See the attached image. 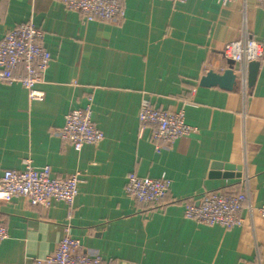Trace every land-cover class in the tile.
Instances as JSON below:
<instances>
[{"label":"crops","instance_id":"1","mask_svg":"<svg viewBox=\"0 0 264 264\" xmlns=\"http://www.w3.org/2000/svg\"><path fill=\"white\" fill-rule=\"evenodd\" d=\"M119 23H82L56 0H0V41L20 24L44 32L52 61L31 101L19 84L0 82V171L49 167L52 177L81 172L72 205L0 202L8 237L0 264H29L55 253L67 230L107 264H264V59L255 84L226 91L199 85L206 65L236 68L224 47L246 35L264 45V9L255 0H121ZM249 67V66H248ZM144 99L184 109L195 132L157 152L154 128L139 121ZM92 104L104 134L80 152L55 132L66 114ZM233 168V169H232ZM131 174L167 177L168 198L148 207L128 196ZM249 192L244 224L227 229L187 219L186 201L208 191Z\"/></svg>","mask_w":264,"mask_h":264},{"label":"built area","instance_id":"2","mask_svg":"<svg viewBox=\"0 0 264 264\" xmlns=\"http://www.w3.org/2000/svg\"><path fill=\"white\" fill-rule=\"evenodd\" d=\"M68 12L82 15V23L94 21L117 24L125 16L121 0H56ZM184 4L188 0H169ZM229 5L238 0H219ZM263 7L264 0H255ZM44 32L33 24H20L9 30L0 41V82L19 84L27 90L31 101H42L44 93L37 89L52 61L50 52L43 46ZM225 59L235 61L234 69L238 79L247 83V69L251 62L264 59V45L251 36L227 44L223 50ZM212 71V65H206ZM221 71V73H223ZM220 73V74H221ZM246 86V85H245ZM139 121L142 127L154 128L152 141L155 150L169 149L180 139L189 137L195 128L186 122L184 109L164 110L151 105L144 99L141 103ZM55 135L80 152L85 145H99L104 140L103 132L93 121L92 104L84 109H74L65 116L63 127ZM21 171H0V202H10L15 198L26 199L32 206L49 207L52 201L72 205L80 193L83 183L81 172H75L65 179L52 177L49 167H35L26 159ZM171 181L165 176L154 179L131 174L125 192L128 196L148 207H159L169 196ZM245 206L250 209V195L244 191L221 189L199 195L197 201H186L184 215L187 219L207 226H222L227 229L244 224L241 212ZM264 217V204L259 208ZM8 232L0 221V244L7 239ZM29 264H107L97 254L82 249L81 243L70 235L60 241L55 253L45 258L33 259Z\"/></svg>","mask_w":264,"mask_h":264},{"label":"water","instance_id":"3","mask_svg":"<svg viewBox=\"0 0 264 264\" xmlns=\"http://www.w3.org/2000/svg\"><path fill=\"white\" fill-rule=\"evenodd\" d=\"M233 62H230V67L223 73L208 71L203 76L199 85L204 88L218 87L226 91H233L239 87V79L232 67ZM260 68V62H251L248 67V86L252 87L257 79ZM233 169V168H232Z\"/></svg>","mask_w":264,"mask_h":264}]
</instances>
